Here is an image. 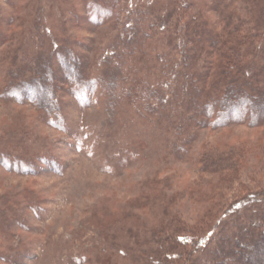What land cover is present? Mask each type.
Returning a JSON list of instances; mask_svg holds the SVG:
<instances>
[{
	"label": "rangeland",
	"instance_id": "1",
	"mask_svg": "<svg viewBox=\"0 0 264 264\" xmlns=\"http://www.w3.org/2000/svg\"><path fill=\"white\" fill-rule=\"evenodd\" d=\"M229 1L227 9L216 0H0V264H154L143 256L157 248L155 227L187 236L264 190V125L206 127L177 157L191 133L174 146L100 86L84 102L58 91L64 116L54 126L40 100L20 101L7 83L9 70L22 75L17 83L34 76L33 59L50 60V43L100 56L119 6L122 17L137 6L165 16L194 2L220 30L258 33L264 54V0Z\"/></svg>",
	"mask_w": 264,
	"mask_h": 264
},
{
	"label": "trees",
	"instance_id": "2",
	"mask_svg": "<svg viewBox=\"0 0 264 264\" xmlns=\"http://www.w3.org/2000/svg\"><path fill=\"white\" fill-rule=\"evenodd\" d=\"M216 1L227 9L232 5L229 0ZM194 6V2H178L165 16L137 6L133 9L137 14L124 17L119 6L113 17L115 34L106 50L99 49L103 51L100 56L91 58L50 43L51 59L35 57L34 76L27 81L17 83L22 75L8 71L10 94H17L20 101L25 94L31 95L36 105L40 100L39 109H46L49 123L56 126L64 116L58 91H69L84 102L86 92L94 95L100 86L102 97L113 95L128 112L136 110L139 119L164 128L174 146L191 133L185 141L188 147H176L177 157L187 155L206 127L217 129L233 122L264 125V54L257 52L261 36L241 27L220 30ZM58 80L65 83L64 88ZM224 209L218 222L202 230L190 229L187 236L171 224L158 225L153 229H161L157 248L146 251L143 260L154 264H264V190L249 192Z\"/></svg>",
	"mask_w": 264,
	"mask_h": 264
}]
</instances>
